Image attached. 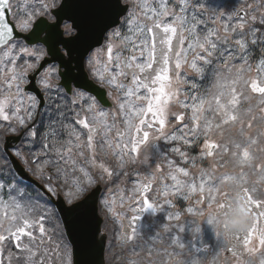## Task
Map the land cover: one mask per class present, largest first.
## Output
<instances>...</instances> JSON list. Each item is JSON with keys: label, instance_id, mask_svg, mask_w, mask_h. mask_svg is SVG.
<instances>
[{"label": "snow or ice", "instance_id": "1", "mask_svg": "<svg viewBox=\"0 0 264 264\" xmlns=\"http://www.w3.org/2000/svg\"><path fill=\"white\" fill-rule=\"evenodd\" d=\"M237 5L0 0V264H107L108 219L132 243L129 264H202L220 252L264 264V165L254 163L264 155V0ZM234 161L239 174L220 171ZM229 183L255 220L227 247L217 233L215 251H190L168 224L166 239L134 243L139 213L164 212L171 198L193 215L221 196L219 210L230 209ZM101 184L115 187L98 199Z\"/></svg>", "mask_w": 264, "mask_h": 264}, {"label": "flooded vegetation", "instance_id": "2", "mask_svg": "<svg viewBox=\"0 0 264 264\" xmlns=\"http://www.w3.org/2000/svg\"><path fill=\"white\" fill-rule=\"evenodd\" d=\"M201 2H204L207 7L215 8L217 10H225L226 5L228 6L231 5L230 2H227L225 0H201ZM235 2L236 3H234L233 6H231L230 10H232L237 5L238 0H235ZM237 6L239 7V5ZM253 74H255V72H253ZM40 119L41 117L37 116V122H39ZM9 139H11V137H9ZM2 146L3 145H0V147ZM16 146H22V145H19V142H17ZM161 146L167 147L166 145H162V144ZM201 148H202V145H201ZM13 150H14L13 148H9L10 152H12ZM200 150H201L200 148H197L193 150L191 154L198 155ZM171 158L177 160L178 163L180 162L179 157L172 156ZM182 166H187V165H182ZM208 166H210L209 160H207L204 163H201L198 160L196 167L191 168L190 170L193 174H198L201 167H208ZM225 170L226 169H220V171H225ZM27 173L41 185V182L37 180L30 172H27ZM24 183L35 187L34 185L30 183H26V182ZM101 186H102V190H101L99 199L102 198L103 195H105L109 189L115 187L114 185L105 186L103 184H101ZM36 190L39 191L37 188ZM171 199L173 200V206L167 207L165 205L166 210L164 212L153 213L151 210H149L147 212L138 214L141 217V219L134 222L132 226L138 229V235L141 237V239L135 241L134 243H139L142 245L144 244L145 241H150L153 237L157 235H162L166 239L167 234L162 232L161 226L164 224H168L173 227L174 229L173 234L178 236L181 240V243H183L185 247L188 248L190 251H196V249H202L205 246L208 247L210 250L215 251L218 247L219 241L217 240V238H215V241H216L215 245H217L215 247H213L210 244V233L212 231L211 226H209L206 222H202L199 233L194 236L192 233V228L194 227L193 221L195 219V215L189 214L186 211L187 207L190 206V203L187 201L177 199V198H171ZM153 202L157 204H163V199L162 198L155 199L153 200ZM166 212H173V213L180 212L181 220L178 222L175 220L169 221L167 219ZM99 214L102 218V231L101 232L104 233V230H105L104 221H105L106 213L103 211H100ZM130 216L131 214H129V220H130ZM128 223L129 221L126 220L125 227H128ZM107 225L110 230L108 239L106 240V251H105L106 252L105 258H106L107 264H121V260L115 257V256H118L119 253L122 254L123 257L128 259V262L123 260L124 264H129L130 259H135V257L132 256V251H131L132 243H128L127 245H125L120 241L119 237L123 234L124 229L121 228L116 221L112 219H108ZM181 225L184 227V230L182 232L178 229V227ZM130 231L131 229L129 228V232ZM203 235L205 236V239H203ZM156 243L159 246L160 241L157 240ZM112 255L115 259L114 261H112ZM223 255L225 257H229L227 253H223ZM210 258L211 257L209 256L208 259Z\"/></svg>", "mask_w": 264, "mask_h": 264}, {"label": "clouds", "instance_id": "3", "mask_svg": "<svg viewBox=\"0 0 264 264\" xmlns=\"http://www.w3.org/2000/svg\"><path fill=\"white\" fill-rule=\"evenodd\" d=\"M258 2V0H256ZM257 165H264V155L254 161ZM225 171L232 172L234 174H239V167H237L234 161L229 168ZM249 172L248 185L251 187L256 182V175L252 174V169H247ZM256 187L261 189L264 193V184H256ZM221 191L227 192L232 202V207L226 210H219L218 204L224 197H218L216 203H213L211 207H204L199 209L195 215L193 221L194 227L192 228V233L195 236L199 232L196 229H200L201 223L206 222L211 226L212 231L215 234H219V237L223 243L224 247L228 246L229 243V233L230 232H244L252 226L255 216L248 211V206L245 203V198L241 190V186L237 183H229L221 186ZM211 220V223L208 221ZM162 228L165 225L161 226ZM179 264H183V261H179ZM202 264H233L231 257H225L223 252L219 253L217 257H211L210 259L203 261ZM254 264H259V258H256Z\"/></svg>", "mask_w": 264, "mask_h": 264}, {"label": "water", "instance_id": "4", "mask_svg": "<svg viewBox=\"0 0 264 264\" xmlns=\"http://www.w3.org/2000/svg\"><path fill=\"white\" fill-rule=\"evenodd\" d=\"M12 159H13V157H12ZM13 160H15V159H13ZM15 168L16 169H18L19 171H18V175L22 178V179H24V180H26V181H28V182H31V183H33L35 186H37L39 189H41L42 190V188L33 180V179H31L30 177H29V175L24 171V169L19 165V163L15 160ZM97 197H98V193H97ZM56 204H57V206H59V201L57 200L56 201ZM100 219V218H99ZM100 221H101V219H100ZM100 225H101V223H100Z\"/></svg>", "mask_w": 264, "mask_h": 264}, {"label": "rangeland", "instance_id": "5", "mask_svg": "<svg viewBox=\"0 0 264 264\" xmlns=\"http://www.w3.org/2000/svg\"><path fill=\"white\" fill-rule=\"evenodd\" d=\"M215 238H216L215 233H214L213 231H211V233H210V244H211L213 247L217 246V245H215V243H216ZM203 239H205V236H204V235H203ZM115 257L118 258V259H120V260L123 259L124 261H127V262H128V259L125 258V257H123V255L120 254V253H119L118 256H115ZM114 260H115V259H114L113 255H112V261H114Z\"/></svg>", "mask_w": 264, "mask_h": 264}]
</instances>
